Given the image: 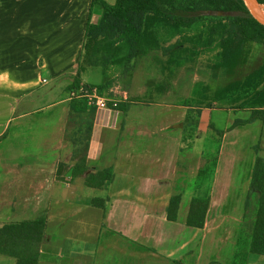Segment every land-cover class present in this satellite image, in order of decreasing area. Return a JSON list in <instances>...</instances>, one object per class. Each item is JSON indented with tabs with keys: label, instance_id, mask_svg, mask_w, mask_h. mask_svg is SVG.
Masks as SVG:
<instances>
[{
	"label": "crops",
	"instance_id": "1",
	"mask_svg": "<svg viewBox=\"0 0 264 264\" xmlns=\"http://www.w3.org/2000/svg\"><path fill=\"white\" fill-rule=\"evenodd\" d=\"M92 4L0 0V228L45 215L53 231L47 230L40 264H264L263 255L249 250L252 229L245 215L258 157L254 148L264 142V121L229 130L242 115L246 120L247 112L202 113L200 130L210 124L220 130L215 119L226 116L202 229L189 227V208L182 209L197 197L190 183L197 184L207 165L196 149L182 155L186 139L179 127L190 112L187 107H178L177 120L154 118L151 106L161 113L173 106L143 105L136 94L122 97L127 92L116 82L108 94L119 84L120 96H112L130 98V109L127 114L97 111L88 153L92 172L112 167L115 180L109 189L96 190L86 186V176H70L76 165L73 145L65 141L66 132L74 129L69 125L71 86L82 61ZM197 142L199 146L202 140ZM62 163L69 171L60 181ZM182 168L197 171L186 180ZM62 187L92 196L79 204L63 196ZM98 192L107 200L105 209L92 205ZM175 195H182V203L172 222L168 208ZM0 264L16 260L2 256Z\"/></svg>",
	"mask_w": 264,
	"mask_h": 264
},
{
	"label": "trees",
	"instance_id": "2",
	"mask_svg": "<svg viewBox=\"0 0 264 264\" xmlns=\"http://www.w3.org/2000/svg\"><path fill=\"white\" fill-rule=\"evenodd\" d=\"M259 1L264 3V0ZM97 7L102 11L98 23L93 21ZM164 30L175 41H161L159 33ZM192 30L198 34L188 35ZM214 48L218 50L217 60L198 71L204 81H189L191 93L182 97V105L189 110L198 109L200 116L203 110L249 113L246 120L236 119L229 130L264 121V23L255 18L245 0H116L114 5L106 0H93L84 53L71 90L83 86L87 67H95L103 71L104 79L97 87L100 95L108 94L118 82L131 98L136 73L146 63L156 74L147 80L146 87L166 96L177 90L172 82L174 73L190 54L199 57ZM130 98L121 101L117 108L124 114L130 109ZM150 100L148 102L155 103L154 99ZM96 114L97 108L90 106L87 99L72 100L69 125L74 129L68 130V134L76 149L73 152L76 165L69 173L72 178L86 176V186L91 189L107 190L115 180L114 169L109 167L94 173L88 163ZM216 134L222 138L224 131L217 130ZM260 145L254 148L258 157L245 215L252 229L249 250L264 256V156L261 155L264 147ZM66 168L63 163L59 166L58 180H64L63 175L69 171ZM215 170L214 163L200 172L199 179L205 175L213 177ZM106 202L96 198L92 205L105 209ZM210 202L211 187L206 194L191 201L189 227H205ZM181 203L182 195L171 199L170 221H177ZM47 219L42 215L32 221L0 228V256L13 258L16 264H40L41 247L49 242Z\"/></svg>",
	"mask_w": 264,
	"mask_h": 264
},
{
	"label": "rangeland",
	"instance_id": "3",
	"mask_svg": "<svg viewBox=\"0 0 264 264\" xmlns=\"http://www.w3.org/2000/svg\"><path fill=\"white\" fill-rule=\"evenodd\" d=\"M106 1H111V0H106ZM101 14H102V11L97 7L95 9L93 21L98 23L100 18H101ZM188 33H189L188 35L194 36V35L198 34V31L192 30V31H189ZM159 39L161 41H163L164 43L175 41V40L170 39L169 32H167L165 30L161 31L159 33ZM217 54H218L217 48H214V50H208L206 52H203L199 57H193L190 54V58H188L187 61L181 65L180 69L174 73V75H175L174 81H172V82L174 83V87H176L177 90L170 92L166 96L163 95L161 92H159V93L155 92L154 88H152L150 90L149 89L147 90L144 88L147 80L152 79L153 77H156V74L152 70L148 69V64H146V63L143 64L139 68L138 72L136 73V81L137 82L133 85V87H134L133 92H134V95L136 94L134 97H137V95L140 93H142L144 95L141 94V96L139 98H136L135 100H138V101L142 100L141 103L143 105H145V102H148L151 98V100L154 99V101H155L154 104H161V105L165 104L168 106H173L172 109L167 108V110H166L167 112L161 113L160 112L161 110H157V108H156L157 106L154 105V106H151L152 108L150 110L151 111L150 113L153 115L152 117H154V118H156V116H158V115H161L163 117L166 116L167 118L165 119V121H167V122L177 120L178 117L180 116V113H181L180 110L178 109V107H184L182 105L183 104L182 102L184 101L182 97L189 96L191 93L190 89H191L192 85L188 86L189 81L191 80L192 82H195V83H201L202 81H204V78L200 75V72H198V71L202 67H206V66L214 63L217 60ZM193 69H195L196 72H194V73L189 72V70H193ZM84 76H83V79H86L88 82V83L83 84L84 87L90 86L92 88H97L98 86H96L95 84L100 83L104 79L102 69L101 68H95V67H87ZM161 81L162 80H159V82H161ZM170 83H171V80H170ZM118 85L119 84L116 85V88H115L114 92H112V95L119 97L120 95L118 94V92L116 93ZM156 86H158V84H156L155 87ZM109 94H104L103 96L109 97L110 96ZM123 96L129 97V95L127 93L122 95V97ZM164 108H165V106H164ZM186 110L188 111V109H186ZM203 111L208 113V114L209 113L211 114L210 110H203ZM154 112H156V113H154ZM234 113H236V112H234ZM201 116H202V114H201ZM201 116L198 113V109H196V108L191 109L187 118L182 121V125L179 127V129L182 130L181 134H183L185 136V139H186V146L184 148L182 155H187L189 153H193L194 152L193 150L196 149L199 152V155H202V157L204 158V161H206V163H207V165L204 166L203 169H207V168H211L213 163L216 162V158L218 155L217 154L218 153V146H219V143L221 141V138L216 134V128L214 131L213 128H210V127L204 125L205 129L200 130V126L202 123L201 122L202 121ZM241 117L243 119L245 117V115H242ZM233 118H234V115L232 114L230 119H233ZM154 121H156L155 123H157V124L159 123L158 120H154ZM208 121H209V124L213 123L212 119H210V118L208 119ZM225 121H226V116L224 114L219 115L215 119V123H217L216 125L219 127V129H222V126L225 123ZM121 123H122V119L120 120V126H121ZM184 136H182V137L184 138ZM65 139H66L65 140L66 143L68 141H71L70 135L67 132H66ZM195 140H196V142H197V140H202V142H199L200 144L198 146L197 145L198 142L196 144ZM260 146L264 147V142ZM81 147H80V150H82ZM77 150H79V149H77ZM74 151H76V149L73 147V152ZM261 155L264 156V152H262ZM199 158H200V156H199ZM66 170L68 171V168H66ZM196 171L197 170H192L190 168L187 171L186 170L184 171L182 168V174L188 175V176H185L186 180L188 178H193V176H195V175H193L192 172H196ZM65 173H67V172H65ZM205 176L202 177L201 179H199L197 184L190 183L195 196L196 195L202 196V195L206 194L208 192L209 188L211 187V183H212L211 178L212 177L206 178ZM58 191H62L63 196L67 195L68 198L74 197V200L76 198V200L73 202H77L79 204L84 203L85 201H87L92 196V194H89V193H87V194H84V193L70 194V189L63 188V187L58 188ZM196 192H198V193H196ZM192 196H194V195L192 194ZM96 197L102 198L101 195L99 194V192L96 195ZM188 205H189V203H185V205L182 207L183 212H185L186 208H190ZM58 210H59V208H58ZM48 231H49V233H52L53 229L48 230ZM0 258H2V256H0ZM3 258L6 260H11V258H9V257H3Z\"/></svg>",
	"mask_w": 264,
	"mask_h": 264
},
{
	"label": "built area",
	"instance_id": "4",
	"mask_svg": "<svg viewBox=\"0 0 264 264\" xmlns=\"http://www.w3.org/2000/svg\"><path fill=\"white\" fill-rule=\"evenodd\" d=\"M44 83L47 81L44 80ZM71 99H87L90 106H94L99 110H106L109 112H118L117 109L120 104V100L116 97L110 95L109 97H105L100 95L97 88L92 87H80L78 89H73L71 91Z\"/></svg>",
	"mask_w": 264,
	"mask_h": 264
},
{
	"label": "water",
	"instance_id": "5",
	"mask_svg": "<svg viewBox=\"0 0 264 264\" xmlns=\"http://www.w3.org/2000/svg\"><path fill=\"white\" fill-rule=\"evenodd\" d=\"M245 1L248 7L250 8L251 12L255 16V18L260 21V18L264 16V3L260 2L259 0H245Z\"/></svg>",
	"mask_w": 264,
	"mask_h": 264
},
{
	"label": "bare ground",
	"instance_id": "6",
	"mask_svg": "<svg viewBox=\"0 0 264 264\" xmlns=\"http://www.w3.org/2000/svg\"><path fill=\"white\" fill-rule=\"evenodd\" d=\"M260 21L264 22V16L260 18Z\"/></svg>",
	"mask_w": 264,
	"mask_h": 264
}]
</instances>
